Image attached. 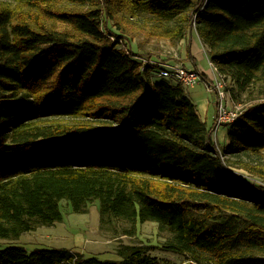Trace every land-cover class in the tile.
Masks as SVG:
<instances>
[{"label": "trees", "instance_id": "trees-1", "mask_svg": "<svg viewBox=\"0 0 264 264\" xmlns=\"http://www.w3.org/2000/svg\"><path fill=\"white\" fill-rule=\"evenodd\" d=\"M140 10L172 21L149 32L161 38L195 26L234 102L264 99V0H0V241L62 221L63 200H99L157 223L178 264H264V107L220 147L186 88L121 48ZM0 264L162 263L9 245Z\"/></svg>", "mask_w": 264, "mask_h": 264}, {"label": "rangeland", "instance_id": "rangeland-1", "mask_svg": "<svg viewBox=\"0 0 264 264\" xmlns=\"http://www.w3.org/2000/svg\"><path fill=\"white\" fill-rule=\"evenodd\" d=\"M131 34H125L121 41V48L127 49L136 54L137 59L143 64L155 67L156 63L173 64L186 62L188 66L194 67L192 60L188 56L189 46H192V55L196 58V63L205 72L211 70L209 63V50L198 36L195 26L188 28L186 35L182 39H165L150 34L151 29L173 26L172 21L153 16L152 14L140 10L138 14L130 20ZM115 29V28H114ZM119 32V31H118ZM120 33V32H119ZM122 34V33H121ZM185 65V66H187ZM175 83V82H172ZM229 90L234 84L228 80ZM197 88L203 90L202 96L209 103L218 100L217 93L207 91L203 81H200ZM232 98V94H231ZM233 100V98H232ZM224 104L227 100L224 99ZM239 106L240 110L257 107H264V99H257L245 102H234L230 107ZM214 128L213 139L224 147L229 144V126L222 124L217 126L216 122L211 124ZM216 138V139H215ZM235 173L256 181L254 177L241 169H233ZM63 213V220L51 226H40L33 231L22 234L15 240H1L0 247L9 245L24 246L28 252L40 248H55L69 250L74 254L84 257L97 256L102 260H122L127 257L132 250L138 249L156 256L162 264H178L188 257L163 248L165 241L170 234L161 232L155 222H130L122 218L103 215L99 200H91L86 204L83 213H76L70 202L63 200L60 203ZM192 211H197L194 206L189 207Z\"/></svg>", "mask_w": 264, "mask_h": 264}, {"label": "built area", "instance_id": "built-area-1", "mask_svg": "<svg viewBox=\"0 0 264 264\" xmlns=\"http://www.w3.org/2000/svg\"><path fill=\"white\" fill-rule=\"evenodd\" d=\"M210 65L214 66L209 60ZM158 71L156 76L159 79H166L181 84L186 89L195 88L197 84L202 80L200 72L195 69L187 68L183 63L177 62L173 64L168 63H156ZM147 64H143L142 70L145 69ZM215 67V66H214ZM216 69V67H215ZM216 72L218 73L217 69ZM220 98L218 104V112L216 117V124L220 126L222 124H232L242 113L239 106L230 107V105L224 104V99H228L231 96V92L228 86V80L224 76L218 73V78L213 81L211 87Z\"/></svg>", "mask_w": 264, "mask_h": 264}, {"label": "crops", "instance_id": "crops-1", "mask_svg": "<svg viewBox=\"0 0 264 264\" xmlns=\"http://www.w3.org/2000/svg\"><path fill=\"white\" fill-rule=\"evenodd\" d=\"M194 58H195V56H194ZM192 62H193L194 67L188 66L186 62H181V63H183L184 65H187L186 66L187 68L195 69L197 67V69L200 72L205 73L211 81H214L215 79L218 78V73L216 72V69L214 66L211 65V67H212L211 70H209L208 72H205L204 69L196 63V58H195V61H192ZM201 81L204 82V84L207 88V91H210L212 93L215 92L209 87V85L204 80H201ZM186 93L192 99V101L195 103L200 117L204 121H206L208 124V127L211 128V124H214L216 122V117H217V112H218V104L220 102L219 95L217 94L218 100H216L214 103H209L208 101L205 100L204 96H202L203 90L200 88H197V86L195 88L186 89ZM227 103L229 105L233 104V100H232L231 96L227 99Z\"/></svg>", "mask_w": 264, "mask_h": 264}]
</instances>
